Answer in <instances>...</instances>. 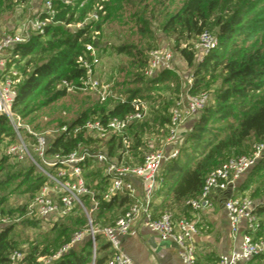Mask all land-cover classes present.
<instances>
[{
  "label": "trees",
  "instance_id": "1",
  "mask_svg": "<svg viewBox=\"0 0 264 264\" xmlns=\"http://www.w3.org/2000/svg\"><path fill=\"white\" fill-rule=\"evenodd\" d=\"M171 1L156 0L148 7L145 0H107L106 13L92 28L75 31L67 29L64 24L80 19L87 6H59L55 18L59 23L46 26L43 34L34 35L29 42L17 47L20 59L16 60V66L20 69L22 77L16 85L12 102V108L30 125L34 119L31 117L32 113L68 93L58 85L62 79L77 85L85 77V70L77 64L76 59L78 55L84 54V44L89 42L96 47L99 59L97 67H101L103 58H118L120 62L125 63L118 69L127 67V70H135L129 83L136 86L129 84L128 88L123 90L122 85L128 82L114 80L117 82L107 84L115 97L108 96L103 102H98L100 104L94 103L84 108L69 121L54 122L40 129L38 124L30 126L34 130H43L63 123L74 125L88 118L104 120L108 116L129 111L130 101L139 98L148 101V112L142 119L130 123L123 135L129 140L125 161L131 164L141 163L144 152L138 149L141 138L139 128L148 118L150 109L154 110V103L159 98L156 95L157 98L150 103L152 90L155 86L166 83L169 92L177 94L180 90V82L172 69L159 70L153 77L143 75L142 69L147 64L148 51L158 46L145 50L140 46H133L130 42L132 36L139 33L145 34L144 42L149 44V40L155 38L150 17L154 14L161 15L157 30L163 35H174V49L188 66L193 67V81L187 92L198 93L202 86L209 84L211 76L218 72H221V87L216 92L214 103L201 112L184 135H180L179 153L161 167V180L151 203L157 198L162 199L152 207L153 216L161 213L156 211L158 206H162V211L167 210V200L183 203L185 199L196 196L210 170L230 157L250 151L249 146L247 150L241 148L243 142H259L264 139V0H178L180 6L168 10ZM13 4L12 0H0V6L13 7ZM119 17H126L124 24L135 20L126 27L116 24L112 30L103 29L106 22ZM142 23L145 25L142 26ZM202 30L214 31L212 33L217 39V45L202 61L194 62L196 55L193 42L184 46L178 42L180 39L189 40ZM95 31L97 33H94ZM106 36L112 40L104 39ZM127 55L130 57L125 60L121 58ZM169 83L173 86L172 89ZM77 91L95 96L99 101L90 90ZM168 119L169 112L165 122L166 135ZM80 141L85 144L91 142L89 138L83 137L82 133L75 136L64 133L51 140L47 152H67ZM12 142L14 136L11 128L6 118L0 115V190L6 191L7 187L13 184L7 193L18 189L19 195H26L31 200L45 178L32 164L26 165L25 160L15 161L12 165L7 163L9 157L3 150ZM229 146L230 149L227 150ZM95 147L117 157H120L121 151L124 150L120 135L101 139L96 142ZM17 164L19 166H14ZM263 170L264 153L238 181L233 195H246L244 192L251 177ZM85 176L87 183L95 190L94 197L98 200L97 208L91 213L92 222L100 225L112 224L128 206L129 196L126 193H116L108 199H103L101 193L107 185V179L102 175L100 167L89 169ZM259 183L263 185L264 178L260 179ZM256 189L252 191L251 198ZM6 195L0 194V214L26 212L27 204L5 210ZM82 198L89 207V196L85 194ZM256 215L258 226L253 236L264 238V203L257 205ZM56 218V221L65 218L76 226L69 231L70 226L54 221L51 229L60 231L56 232L53 242L46 244L41 251L37 246L31 247L19 260L21 263L37 264L38 255L52 253L66 243L75 231L87 224V219L78 206H74L67 215ZM13 229V223L9 222L0 227V264H9V254L17 249L12 239ZM109 254L108 244L103 242L96 248L95 258L92 259V241L86 236L66 253L46 264H105Z\"/></svg>",
  "mask_w": 264,
  "mask_h": 264
},
{
  "label": "built area",
  "instance_id": "2",
  "mask_svg": "<svg viewBox=\"0 0 264 264\" xmlns=\"http://www.w3.org/2000/svg\"><path fill=\"white\" fill-rule=\"evenodd\" d=\"M12 1L18 8V18L10 29L0 32V115L6 118L14 142L7 144L3 153L15 161L29 159L45 178L27 205V214L43 220L67 215L74 206H78L87 219L86 226L75 231L46 263L66 253L86 236L92 241L94 259L96 237L99 235L105 239L110 250L105 264H133L121 244L133 223L140 219L161 240H170L176 245L182 264H194L192 236L198 229L195 220L184 215L174 219L172 213L167 210L153 216L150 205L161 180V167L179 153L181 123L187 116L206 105L208 94L205 91L194 94L179 93L169 110L165 143L159 149L144 152L142 162L137 164L125 161L129 140L123 134L130 123L142 119L148 112V102L139 98H133L130 101L131 109L121 115L108 116L104 120L88 118L74 125L63 123L43 130H34L12 108L16 85L22 77L16 66V60L20 59L17 47L29 42L34 35L43 34L46 26L59 23L55 19L59 6H87L80 19L67 22L64 26L72 31L92 28L106 13L107 0ZM216 45L215 35L208 30H202L193 43L197 60L202 61ZM98 60L96 47L89 42L85 43L84 54L78 55L76 59L77 64L85 70V77L77 85L66 79H62L58 85L67 92L90 90L101 102L108 96L115 97L109 90V85L95 77L94 68ZM172 60L173 54L168 48H152L148 51V61L142 73L145 77H153L159 70L172 69ZM64 133L73 136L82 133V136L89 138L91 142L85 144L80 141L67 152L48 153L51 140ZM110 135L121 136L124 150L121 151L120 157L109 155L95 147L96 142ZM263 153L264 139L253 143L247 154L228 158L206 174L198 194L185 199L184 205L194 211L208 209L212 205V192L226 191L230 186L236 185ZM95 167H100L102 175L107 179V185L101 193L103 199H108L116 193H126L130 198L126 209L112 224L100 225L93 223L91 219V213L97 208L98 200L94 197L95 190L87 183L85 174ZM133 178L140 182V193L133 183ZM85 194L90 198L89 207L82 198ZM259 203H264V198L258 200L248 195L235 196L230 192V196L224 201V210L232 236H239L240 240L236 248L220 254L215 264H246L254 258L264 256V238L253 236L258 226L256 207ZM6 223V218L0 217V227ZM22 256L18 249L11 251L9 264H17Z\"/></svg>",
  "mask_w": 264,
  "mask_h": 264
},
{
  "label": "rangeland",
  "instance_id": "3",
  "mask_svg": "<svg viewBox=\"0 0 264 264\" xmlns=\"http://www.w3.org/2000/svg\"><path fill=\"white\" fill-rule=\"evenodd\" d=\"M155 1L156 0H145V3H147L148 7H150ZM171 2L172 3L170 4V6L167 7L168 10H174V7L176 9V7L180 6L178 0H172ZM17 9H18L17 6H15L14 4L13 7H10L9 5L0 6V32H2L3 30H8L13 26L16 19L18 18ZM126 12L128 15L130 14L129 11ZM160 19H161V15L159 14L157 15L154 14L150 17L151 22L150 21L149 22L152 24L151 26L154 29L153 34L155 38L149 40L150 41L149 44L147 42H144V39L146 38L144 37L145 34L139 35V33L134 34L130 39V42L131 44H133V46H140L141 48H145V50H148L152 46H163L165 48H168L173 54L172 72L175 74L176 77H178V80L180 82V90L177 94L169 92L167 83L159 84L155 86L154 89L152 90V94L150 95L149 98L150 103H152L154 99L157 98L156 95L159 96V98H157L156 102L154 103L155 106L154 110L152 108L150 109L148 118L142 122L143 125L141 128H139V131L141 133V138L138 143V149H140V151L142 152L153 149H159L165 143L166 141L165 122L168 112L173 105L175 97H177L179 93L187 92L189 86H191L193 81V69H192L193 67L188 66L186 62L181 58L177 50L174 49V44L176 42L174 35L173 34L163 35L157 30L158 26H160ZM124 20H126V17L113 18V20H110L109 22H106L105 25H103V29L112 30L116 24H119L121 26L123 25L126 27L132 24L135 19L132 20L133 22L132 21L129 23L127 22L126 24H124L125 23ZM144 25L145 24L142 23V26ZM106 26H108V28H106ZM104 39L110 40L111 38L106 36L104 37ZM195 39L196 36H192V38L189 40L180 39L178 43L179 45L184 46L186 44H191L192 42L194 43ZM129 57L130 56L127 55V56H122L121 58L125 60ZM111 58L110 59L103 58L102 62L100 63L101 66L100 68L97 67L99 64L97 63V65L94 68L95 77L97 76L96 78L102 83L117 82L114 80L123 81L122 83L128 82L122 85L123 86L122 88L124 90L125 88H128L129 84H131L129 83V80H131L132 77H134L135 70L134 71L127 70L126 69L127 67L124 68L123 70H120L118 69L119 66H124L125 63L120 62L118 58L116 59H111ZM196 61L197 58L195 56L194 62ZM129 86H136V85L131 84ZM172 87L173 86L171 85L170 88L172 89ZM220 87H221V72H218L215 75L211 76V80L209 84H207L206 86H202L200 90H198V92L205 91L208 94V101L205 107L201 108L199 111L192 114L191 116H187L184 119V121L181 123L180 131L182 129L187 130V127H189L194 123V121L198 118L201 112L214 103L216 92ZM98 102L101 101H97L95 96L89 95L87 93H80L77 90L69 91L65 96L56 99L54 102L50 103L49 105L45 107H41L37 111L32 113L31 117L34 119L30 125L33 126L35 124H38L39 126L38 128L40 129V127L43 128L44 125L48 126L54 124V122H58L62 120L69 121L73 119L84 108ZM110 105L111 104H109V106ZM253 143L255 142H251V140L245 141L243 142L241 148L247 150L248 146L251 147ZM228 149H230V146L227 148V150ZM24 162H26L25 163L26 165L31 164V161L29 159L25 160ZM7 163L12 165L13 163H15V160L13 158H9ZM14 166H19V165L17 164ZM262 178H264V170L259 172L258 175L251 177L250 184L244 193L250 196L252 191L255 188H257L255 190V195H253V198L258 200L260 198H264V184L261 185L259 183L260 179ZM13 186H14L13 184L9 185L6 191L0 190V194H7L5 197L6 199L4 205L5 210L8 208L14 209L16 208V206L22 204L28 205L30 202V199H28L26 195L25 196L19 195L18 189L13 192L9 191V193H7L8 190H10V188H12ZM234 195L236 196L237 194ZM26 210H27V206H26ZM0 217L6 218L7 223L8 222L13 223L14 229L12 232V239L16 243V248L22 252L23 256L27 252H29L31 247L33 246H37L38 250L41 251L42 249L45 248L46 244L50 245L55 239V236L58 233V231H60V230L51 229L54 221H56L57 219L56 217L38 220L32 214H27V212L20 213L16 211L13 212L12 214H5V213L0 214ZM56 222L59 223L62 222L64 225L70 226L69 231L76 226L73 225L71 221L66 220L65 218L57 220ZM64 233L65 231L62 232V234ZM103 242H105V239L102 236H98L96 238L97 247L100 246ZM56 250H54L50 254L48 253V254L38 255L36 257V263L46 264V261ZM17 264H23V263L18 261Z\"/></svg>",
  "mask_w": 264,
  "mask_h": 264
},
{
  "label": "crops",
  "instance_id": "4",
  "mask_svg": "<svg viewBox=\"0 0 264 264\" xmlns=\"http://www.w3.org/2000/svg\"><path fill=\"white\" fill-rule=\"evenodd\" d=\"M191 126L187 127V130ZM185 132L186 130L182 129L180 134L184 135ZM133 183L140 193L139 180L133 178ZM236 185L230 186L226 191L214 190L211 207L202 211H194L182 202L167 200L169 204L166 209L172 213L174 219L184 215L196 222L198 229L192 236L195 252L194 264H215L220 254L227 253L238 246L240 237L232 236L224 210L226 193L234 192ZM161 199L160 197L154 200L150 209ZM161 207H157V213L162 212ZM121 246L133 264H182L176 245L170 240H161L140 219L133 223L122 239ZM263 260L264 256H261L246 264H262Z\"/></svg>",
  "mask_w": 264,
  "mask_h": 264
},
{
  "label": "water",
  "instance_id": "5",
  "mask_svg": "<svg viewBox=\"0 0 264 264\" xmlns=\"http://www.w3.org/2000/svg\"><path fill=\"white\" fill-rule=\"evenodd\" d=\"M230 196V192H227L226 193V197L224 198V201H225V199L227 198V197H229Z\"/></svg>",
  "mask_w": 264,
  "mask_h": 264
}]
</instances>
